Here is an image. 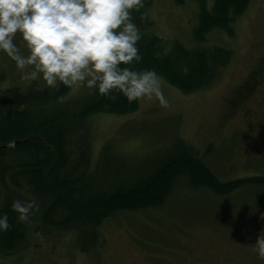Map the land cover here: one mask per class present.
<instances>
[{
    "label": "rangeland",
    "instance_id": "1",
    "mask_svg": "<svg viewBox=\"0 0 264 264\" xmlns=\"http://www.w3.org/2000/svg\"><path fill=\"white\" fill-rule=\"evenodd\" d=\"M212 2L207 0L208 5ZM198 9L195 0L181 4L152 0L146 10L152 22L147 31L163 40V55L178 41L189 50L229 49L230 63L218 69L209 86L189 94L163 79L167 108L157 101L140 100L132 113L89 117L85 124L91 144L89 169L105 146L102 167L121 158L119 168L137 171L147 162L161 160L182 141L221 180L264 176V87L252 90L254 71L257 66L264 68V0H250L232 23V36L214 28L200 43L194 35ZM261 77L264 81V72ZM12 86L28 89L42 87V82L23 80L15 63L0 55V90ZM246 89L248 98L240 103L239 95ZM92 92L86 86L71 88L65 98L80 103ZM76 136L80 139V131ZM9 193L13 201L30 194L40 208L29 222H22L25 239L13 253L0 254V264H264L252 251L264 229V187L243 186L229 196H217L205 189L193 190L181 178L162 207L104 219L97 227L96 244L79 241L75 230L43 225V200L31 191L11 187Z\"/></svg>",
    "mask_w": 264,
    "mask_h": 264
},
{
    "label": "trees",
    "instance_id": "2",
    "mask_svg": "<svg viewBox=\"0 0 264 264\" xmlns=\"http://www.w3.org/2000/svg\"><path fill=\"white\" fill-rule=\"evenodd\" d=\"M195 1L199 7L194 30L197 43L214 28L232 36V23L250 3L213 0L208 5L207 0ZM151 2L143 0V7L132 13L143 33L138 42L142 60L134 62L135 70L152 69L183 94L209 86L218 69L232 60V51L219 46L189 50L173 41L169 52L161 54L163 40L147 31L152 23L146 13ZM175 2L181 4L182 0ZM185 66L187 74L183 72ZM41 88L12 86L0 90V214L6 213L11 225L0 232V254L13 253L25 239L24 225L11 208V187L29 190L43 200L40 220L50 230H75L79 241L95 244L97 227L104 219L121 212L162 207L181 178L188 180L191 189H205L217 196H229L243 186L264 187L263 175L221 180L182 141L170 154L147 162L137 171L119 168L121 158L102 167L105 146L94 168L89 169L87 119L100 113H132L138 109V101L129 102L119 92L103 97L93 90L88 99L78 103L65 98L70 90L67 87ZM10 140L15 141V148L7 147ZM80 248L86 250L82 244Z\"/></svg>",
    "mask_w": 264,
    "mask_h": 264
},
{
    "label": "clouds",
    "instance_id": "3",
    "mask_svg": "<svg viewBox=\"0 0 264 264\" xmlns=\"http://www.w3.org/2000/svg\"><path fill=\"white\" fill-rule=\"evenodd\" d=\"M142 7L143 0H0V55L15 63L23 80L42 82V88L86 86L103 97L119 92L129 102L157 101L167 108L163 78L134 68L142 60L143 33L132 13ZM7 147L15 148V141ZM11 208L18 221L29 222L40 205L29 194ZM10 227L8 215L0 214V232ZM252 245L264 260V229Z\"/></svg>",
    "mask_w": 264,
    "mask_h": 264
},
{
    "label": "flooded vegetation",
    "instance_id": "4",
    "mask_svg": "<svg viewBox=\"0 0 264 264\" xmlns=\"http://www.w3.org/2000/svg\"><path fill=\"white\" fill-rule=\"evenodd\" d=\"M262 64V60L258 58V64L257 65H261ZM256 65V64H255ZM264 72V68L262 66L256 68V71H254V84L252 85V90L256 91L258 86L260 85L261 87H264V81L261 80V76H262V73ZM256 83V84H255ZM247 91V89H246ZM244 91L243 93H240V97H239V101L240 103L242 101H245L247 98H248V91L246 92ZM243 95V96H242ZM242 96V97H241Z\"/></svg>",
    "mask_w": 264,
    "mask_h": 264
}]
</instances>
